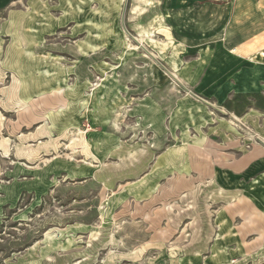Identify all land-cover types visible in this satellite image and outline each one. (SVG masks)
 Instances as JSON below:
<instances>
[{"label":"rangeland","instance_id":"1","mask_svg":"<svg viewBox=\"0 0 264 264\" xmlns=\"http://www.w3.org/2000/svg\"><path fill=\"white\" fill-rule=\"evenodd\" d=\"M252 2L0 0V264H264Z\"/></svg>","mask_w":264,"mask_h":264},{"label":"crops","instance_id":"2","mask_svg":"<svg viewBox=\"0 0 264 264\" xmlns=\"http://www.w3.org/2000/svg\"><path fill=\"white\" fill-rule=\"evenodd\" d=\"M235 11H234V17L231 21V23L235 22V20H237L238 16L241 17L242 15H240V13L244 12L246 14H251V17H253L254 19H257L256 16L257 14H254V7H253V2L252 0H235ZM259 8V6H258ZM256 13V12H255ZM235 15H238L235 19ZM254 15V16H253ZM162 34H164V36L166 37V40L167 42L164 43L163 45L158 44V46H166L165 48V51L163 53V56L161 57L162 59L165 58V60L167 61L166 63L171 67L172 71L173 72H176L177 69H178V60H177V57H178V54L182 52L183 50V46L180 44V43H176V42H173L172 40V33L170 31V28H169V31H162L161 32ZM252 36H250L249 38L247 39H242L240 41V44L243 45V44H249V42H252ZM258 38L259 40L256 42L258 43L260 46L264 44V29L261 30L259 33H258ZM252 45H249L247 47V49L251 48ZM171 48L172 50V54L171 56L168 58L165 56V52ZM155 50V49H154ZM157 52V50H155ZM262 54V53H260ZM236 58H239V60H245L246 58H243V57H236ZM254 58V57H253ZM251 58V59H253ZM251 93H258V92H251ZM251 93H248V94H251ZM261 94V93H259ZM262 95V94H261ZM263 96V95H262Z\"/></svg>","mask_w":264,"mask_h":264},{"label":"trees","instance_id":"3","mask_svg":"<svg viewBox=\"0 0 264 264\" xmlns=\"http://www.w3.org/2000/svg\"><path fill=\"white\" fill-rule=\"evenodd\" d=\"M251 100L255 101V107L264 110V96L259 93H236L231 99L225 100L222 104L227 110L240 114L242 109L250 105Z\"/></svg>","mask_w":264,"mask_h":264},{"label":"bare ground","instance_id":"4","mask_svg":"<svg viewBox=\"0 0 264 264\" xmlns=\"http://www.w3.org/2000/svg\"><path fill=\"white\" fill-rule=\"evenodd\" d=\"M163 30H160L159 32H162V31H169V29L168 28H162ZM157 35V34H156ZM147 43H152L153 44V46H154V49L155 50H157V55L159 56V57H162L163 56V53H164V51H165V48H166V46H158V44H157V42H155V40H153L152 38H146V39H144Z\"/></svg>","mask_w":264,"mask_h":264},{"label":"water","instance_id":"5","mask_svg":"<svg viewBox=\"0 0 264 264\" xmlns=\"http://www.w3.org/2000/svg\"><path fill=\"white\" fill-rule=\"evenodd\" d=\"M148 55L151 56V57L153 58V56H152L150 53H149Z\"/></svg>","mask_w":264,"mask_h":264}]
</instances>
